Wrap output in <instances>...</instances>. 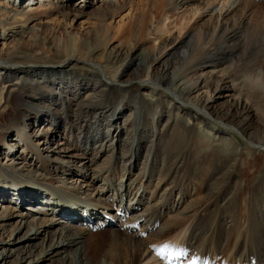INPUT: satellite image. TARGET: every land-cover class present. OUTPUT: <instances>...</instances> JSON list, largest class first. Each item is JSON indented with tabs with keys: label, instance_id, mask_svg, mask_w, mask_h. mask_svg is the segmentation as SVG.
I'll return each instance as SVG.
<instances>
[{
	"label": "bare ground",
	"instance_id": "obj_1",
	"mask_svg": "<svg viewBox=\"0 0 264 264\" xmlns=\"http://www.w3.org/2000/svg\"><path fill=\"white\" fill-rule=\"evenodd\" d=\"M189 1L167 0V6L179 8ZM12 2L4 0L5 5ZM100 3L110 9L104 17L111 20L124 8L123 0ZM61 4L51 10L28 4L0 21L2 36L17 43L5 57L0 55V122L7 111L14 121L0 127V147L12 153L9 165L0 166V200L29 202L28 212L17 213L20 220L13 226L15 209L0 206V229L10 226V236H15L7 254L1 251L0 264L14 256L16 264H38L59 254H65L60 264H82L86 229L66 221L98 227L117 217L123 218L119 228L106 230L125 237L130 251L123 264H167L155 252L164 245L184 250L198 264H211L213 255L232 264H255L254 259L263 264L264 86L254 80L264 72V0H230L224 10L203 14L177 43L163 39L151 47L143 64L135 63L132 50L121 47L133 36L148 35L150 27H118L124 42L109 53L110 34L98 27L93 35L103 46L104 67L91 63L90 47L85 53L70 37L54 56L45 46H27L24 38H37L49 10L64 15ZM32 19L38 26L24 29ZM131 43L133 50L141 45ZM175 53L179 61L172 70L167 59ZM19 56L25 60H15ZM37 65L54 68L36 70ZM214 65L222 68L215 70ZM46 72L50 74L44 76ZM127 73L145 76L146 81L132 80ZM200 91L207 94L205 100L199 93L185 100ZM210 91L227 94L237 100V107L245 100L247 106H219L208 96ZM30 121L42 124L34 136ZM18 147L22 151L16 155ZM87 150L93 153L87 156ZM23 172L31 181L23 180ZM53 173L80 175L85 182L102 178L104 187L96 199H81L77 187L57 186ZM115 203L117 213L111 216ZM143 203L140 213L133 211ZM32 213H52L64 221ZM139 223H144L140 231L128 235ZM37 241L42 246L34 256L30 249L40 246Z\"/></svg>",
	"mask_w": 264,
	"mask_h": 264
},
{
	"label": "rangeland",
	"instance_id": "obj_2",
	"mask_svg": "<svg viewBox=\"0 0 264 264\" xmlns=\"http://www.w3.org/2000/svg\"><path fill=\"white\" fill-rule=\"evenodd\" d=\"M57 1L58 0H33V1L15 0L14 3L12 2V5H9V3L5 5L4 0H3L0 2V21L1 22L4 21L7 17L13 14L12 12H14L16 9L18 8L24 9L26 6H28V4H34L36 5V7L40 6L43 10H45V8L46 9L50 8L51 10L53 5L59 6L61 4V3L57 4L58 3ZM29 2H32V3H29ZM78 3L79 4L81 3L80 8L76 7ZM229 3H230V0H210L208 2L204 0H199V1L190 0L187 4L182 5L179 8H174L171 5L167 6V0H123L122 5L124 8L120 11V13L117 16H115L111 20V19L104 17V16H107V13L110 12V9L107 10V8H104V6L101 5L100 0H86V1L85 0H66L64 4L63 3L61 4L63 5L61 8V11L64 14L62 17H59L58 15L54 14L53 12H50L49 10L47 16L43 17V20H41L39 26H38V21H35L33 19L30 20L27 24H25L24 29H27L31 25H35V26H38L41 30L38 36H36L37 38L32 39V40H30L29 38H24V41H26L25 43L29 44L27 46H32V47H35L36 45H40V47L45 46L51 50V55L54 56L56 54L55 53L56 51H59L61 47L65 46V44L68 45L69 39L73 38V39H76L78 45H80L79 49H81V46H82L83 50L82 49L81 50L83 52L87 53V50H88L87 48L88 47L91 48V56H92L91 63L92 64H95V66L101 65L102 67H104L105 65H103V61H104L105 56L100 55V52L103 50V46L102 47L100 46L101 45L100 42L97 44V41L94 39V35H93L94 30L96 28L103 27L108 30V33L110 34V38H111V42H110L111 44H109L110 47H106V52L109 53L113 47H117V46L120 47V45H122V43L124 42V40L121 38V33H116V30L118 29V27H120V30H123V31H125L129 27L136 28V26H138V28L144 29L145 31L150 27L151 32L148 35H144V37L143 35H140L139 37L133 36L131 39H129L127 43H125L121 47V48L127 49L128 51L132 50L133 56H135L138 59L137 62L135 63L143 64V61L147 60V56L149 55L148 54L149 49L151 47H158L159 42L163 39H173V41L177 43L179 40L183 39L189 33V31L192 30V26L196 23V21L199 20V17L201 18L203 14L204 15L208 14L211 10H215L216 12L219 10H224L229 5ZM78 11L82 12L81 15H79L78 17L72 16L73 13L78 12ZM98 17H100L101 20L97 19ZM156 17L157 19H155ZM203 21L204 22L206 21V17L201 20V23H203ZM154 22H155V25L153 26L154 28H151L152 27L151 24H153ZM129 24H131V26ZM65 32H69L70 34L66 35ZM15 36L17 37L18 35H15ZM133 41H138V43H141V45L137 47L138 48L137 50L132 49L133 43L131 42ZM5 44H7L8 47H5ZM16 45H17L16 41H13V39H11V36H9V38L6 36L3 37L2 33L0 32V55L5 57L6 54L10 53L8 49L10 50L12 48L15 49ZM188 48L190 49L191 46H189ZM170 50L171 49L169 46L163 51V54L165 52H169ZM24 51H26V49ZM178 55L180 56V53ZM53 56L51 57L53 58ZM58 56L61 58L59 53H58ZM15 60H17L18 62H23L25 59L19 56V58ZM99 60H102V61L98 62ZM167 60H168L167 63L168 64L170 63L169 67L172 66L171 69L173 68V65L177 64V62L179 61L176 53L173 54L171 57H169ZM48 62H54V61L50 60ZM116 66L117 65H115V67L113 68H116ZM214 66H215L214 67L215 70L222 68L220 65H214ZM19 67L23 68L25 66L21 65ZM28 67H30V65H28L27 68ZM40 67L42 70H49V69L54 68V65L52 66L37 65L34 69L38 70V68ZM73 69H78V68L67 67L65 70L71 71ZM136 70H137V66H136ZM48 74L50 73L46 72L44 76H47ZM63 75L61 76L62 77L66 76V75L64 76ZM131 75L132 74H128L127 76L132 80L137 79V81L138 80H142V82L146 81L144 79L145 76H139L135 74L132 76ZM32 77L34 78V75ZM59 77H60L59 75H56L54 78H59ZM165 87L168 88V86H165ZM12 93L15 94L16 92H12ZM198 93L202 94L201 97H203V100L207 98L206 96L207 94L200 91V92H192L190 96L186 98L185 100L187 102L192 101V98L198 95ZM208 96H212V99H215V103L218 104L219 106H223L224 108L236 107L239 110H241L242 107L246 105L245 100H239V104L237 107L236 106L237 100L233 101L231 97L228 96L227 94L223 96L217 92L213 93L212 91H210ZM11 115H12L11 111L6 112L5 116L0 122V127H3L10 122L11 123L14 122L13 119L9 120L11 118ZM29 124H30L29 133L32 136H34L37 133V131L39 130V127L42 125L41 122L35 123L34 121H30ZM43 125H46V124L44 123ZM1 137L2 136L0 134V139ZM236 137L245 146L251 147L250 143H247V141L245 140L242 141V137L240 135L237 134ZM13 139L14 138L12 137V140ZM54 143L51 145L52 147L54 146ZM21 151L22 150L20 147L14 150L16 155L17 154L19 155ZM86 153L88 154L87 156H89L93 153V151L87 150ZM11 155L12 153L8 154L5 149L0 147V166L9 165L7 160L10 159ZM76 161L78 160L76 159ZM29 163L30 161L27 160L25 165L28 166ZM78 164L79 163H77V165ZM16 165L18 167H21L20 164H16ZM23 173L27 175L25 172ZM27 177L24 178L23 180L31 181L32 177L29 175H27ZM52 177L53 178L55 177L54 180L52 181H56L57 186H64V187L67 186L68 188L77 187L78 188L77 190H78V193L80 194L81 199H90V200L96 199L97 198L95 197L96 194L104 187L101 184L102 178L95 180L94 182L92 180H90L89 182L88 181L85 182V180L82 181V178H80V175L68 176L67 173H63V174L53 173ZM11 190L12 189H10V187L7 186V191H11ZM63 203L64 202L61 201L59 203V206H61ZM82 203H85V202H82ZM27 204H29V202L27 201L25 202L22 201L21 203L17 204L16 202L10 199L0 200V206L2 207L4 205L12 206V208L15 209V212H13L14 214L13 217L10 218V223H12V226L16 225L18 221L20 220V217H18L17 213L19 212L27 213L28 212L25 209L26 207H28ZM144 205L145 204L143 203L141 206L134 209L133 211H137L140 213ZM114 207H115V214L113 213ZM1 211L2 210H0V214H1ZM110 213H111L110 214L111 216L116 215L117 213L116 203L113 204V209H111ZM127 213L129 212L127 211ZM127 213H126V217L128 216ZM31 216L41 217V218L43 217L53 218V219H57L60 221L62 220L64 221L63 218H57V216H55V214H52V213L42 214V215L37 214V213H32ZM165 218L166 216H164L163 219ZM108 219L105 224H102L101 226L98 225V227H92L94 226V224H91L89 226L87 224L71 222L69 220L66 221L72 226H77L80 228L82 227L86 229L84 231L85 233H83V238H82L83 239L82 242L84 244V248L81 254V257L83 259L82 264H118V263L123 264L125 262V256L128 255L130 251V247L127 249V243H125V237L115 234V232L107 231L108 228L110 230L118 229L119 228L118 225L121 224L120 221H122L123 218H120L119 220V218L117 217V220L114 221L116 225L115 224L112 225L111 221L114 220L113 218H108ZM143 224L144 223H139L133 229V231L131 230L129 232L127 231H123V232H127L128 235L131 234L132 232L131 235L133 236L140 231ZM3 229L2 230L0 229V242L4 241L7 244L0 246V253L2 250H4V252H6L5 254H7V249L11 247L10 243L13 241V238H15V236L14 235L10 236V230L12 229V227L6 226V228H3ZM23 232L24 230H22L20 234H23ZM144 236H146L145 232H143V235L141 236V238H145ZM38 243L40 244V242ZM43 245L45 246V242ZM41 246L42 245L40 244V246L34 248L33 250L30 249V251L34 253V256L37 255L38 251L41 249ZM115 247L118 248V250L115 249ZM19 252L20 254L24 253L22 249ZM64 256L65 254L63 255L59 254L58 257H55L54 259H52V261L49 260L50 258L46 257L44 261H40L38 264H60ZM14 257L9 258L10 261L7 264H16L17 260ZM214 259H218V257H216V255L215 256L213 255L212 264L215 262ZM21 264H27V262L25 261V262H22ZM65 264H71L70 260H67ZM178 264H182V263H178Z\"/></svg>",
	"mask_w": 264,
	"mask_h": 264
},
{
	"label": "snow or ice",
	"instance_id": "obj_3",
	"mask_svg": "<svg viewBox=\"0 0 264 264\" xmlns=\"http://www.w3.org/2000/svg\"><path fill=\"white\" fill-rule=\"evenodd\" d=\"M156 255L165 260L167 264H174L175 261L180 260L185 253L182 250L170 248L169 245H164L162 248L155 249ZM188 264H198L197 259H192Z\"/></svg>",
	"mask_w": 264,
	"mask_h": 264
},
{
	"label": "clouds",
	"instance_id": "obj_4",
	"mask_svg": "<svg viewBox=\"0 0 264 264\" xmlns=\"http://www.w3.org/2000/svg\"><path fill=\"white\" fill-rule=\"evenodd\" d=\"M254 83L258 86H264V72L258 73L255 77Z\"/></svg>",
	"mask_w": 264,
	"mask_h": 264
}]
</instances>
